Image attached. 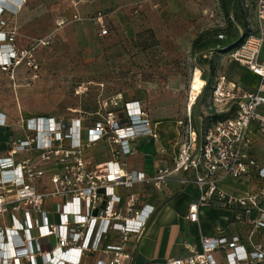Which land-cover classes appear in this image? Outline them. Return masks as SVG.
<instances>
[{"label":"built area","instance_id":"2783aa9c","mask_svg":"<svg viewBox=\"0 0 264 264\" xmlns=\"http://www.w3.org/2000/svg\"><path fill=\"white\" fill-rule=\"evenodd\" d=\"M5 2L8 7L0 5V51L6 48L7 58L3 53L0 67L7 70L25 61L36 70L38 65L30 53L15 48L14 31H3L7 24L4 15L20 10L24 0ZM251 2L254 20L250 33L228 54L232 62L259 78L258 86L243 90L225 75L218 76L211 91L210 109L216 115L230 116L197 131L188 115L184 124L179 123L183 140L172 163L161 161L151 177L126 169V164L118 160L88 169L82 157L85 147L108 139L118 146L112 151L114 158L131 155L134 151L130 142L140 136L155 139L147 111L139 101L125 103L123 113L99 116L90 128L83 127L81 117L68 123L51 117L20 120L16 124L21 128L18 135L11 134L14 125L8 124L5 114L0 113V128L10 129L7 148L0 149V218L10 215V224L0 225V264H20L21 260L35 264L37 255L44 264H81L86 254L96 252L101 254L96 264H121L130 258V239L139 238L154 209L148 205L136 209L137 199L133 195H127L124 207H120L122 198L115 189H131L137 183H146L161 190L180 173L190 174V181L200 191L198 200L188 206L187 219L197 222L200 207L216 206L236 212L235 219L246 218L249 247L246 249L238 237H205L199 250L186 244L187 257L162 264H222L214 256L218 251H223L226 264H264V166L250 154L251 133L264 139V0ZM105 19L103 13L87 20L75 14L70 22L93 23L104 36ZM65 24L59 22L57 27ZM205 86L204 82L192 105ZM226 105L228 109L223 110ZM20 155L26 156L16 160ZM47 165L55 167L49 177L52 191L43 193L39 182L46 175ZM226 176L255 177L262 184L255 193L232 197L219 187V180ZM48 196L69 198L57 204L55 224L49 222L42 208ZM110 232L118 233L117 244H103ZM257 235L261 237L260 243L254 241ZM48 237L56 241L49 251L34 243Z\"/></svg>","mask_w":264,"mask_h":264},{"label":"crops","instance_id":"0c3cea01","mask_svg":"<svg viewBox=\"0 0 264 264\" xmlns=\"http://www.w3.org/2000/svg\"><path fill=\"white\" fill-rule=\"evenodd\" d=\"M141 1L24 0V4L20 10H17L14 14L6 13L4 15L3 19L7 24L3 28V31H14L16 35L14 46L15 48H19L20 46L22 47L20 44L23 41V33L29 32L30 23L37 25L38 29H40L42 28L40 25L46 23L45 21H55L56 24L64 21L67 23L65 27L54 34L56 40L70 42L71 47H75L82 53H85V50L89 52L91 49V52L97 50L100 53H104L103 51L107 50L106 54H113L115 50H120L121 48L119 40L124 41L126 38L134 40L136 39V35L140 34L141 27L135 23L132 24V22L136 19L134 16L139 11V6L137 5ZM97 13L106 15L107 34L104 36L100 35L98 27L93 23L89 22L87 25H82L79 22H70L75 14L80 19L87 20L93 18ZM154 30L157 32V29ZM115 43H118V45L113 46ZM178 44L181 51L187 52V43L179 41ZM228 67L225 66L224 69L216 72L213 76L214 81L218 76L225 75L228 80L236 82L240 89L250 90L258 86L259 78L247 69L232 61ZM115 76L120 77L122 75L116 73ZM123 79H126L125 75H123ZM136 79L137 76L134 73L133 80ZM169 79L175 78L170 76ZM201 79L205 83L208 81V77L205 74ZM102 85L103 89L101 90L103 92L107 90L109 84L103 83ZM117 86L119 87L120 85L117 84ZM112 94L116 96L117 100V103H114L113 107L97 104L92 110L75 116L81 117L83 127H92L93 123L99 120L95 116H101L108 112L123 113V109H121L122 102L119 98H122L123 95H136L134 92L127 93L124 88L112 89ZM210 100L211 93L209 94L202 90L191 109L189 110L186 107L184 115L180 120V118L170 114L171 109L166 104L155 105L148 110L139 99L132 97L127 99L126 103L139 101L147 111L156 138L154 139L150 136L136 138L130 142V147L134 152L131 155L117 158L112 156V151L118 148L116 145H108L107 141H100L94 145H89L85 147L82 153L87 168L93 169L95 166L103 165L108 161L118 160L124 162L128 170L142 172L146 177L153 176L158 163L161 161L168 165L172 163V159L183 140L180 122L185 123L186 117L190 115L193 126L199 131L203 127L207 117L216 115L214 110L210 109ZM224 109H228V105L223 106ZM72 112L79 114L82 111L81 108H74ZM102 112L103 114H101ZM0 113L5 114L7 123L12 125L8 114L1 109ZM0 130L2 134L6 135L8 133L10 135V129L0 128ZM250 136L252 137L250 154L257 159L261 166H264V160L259 156L260 152L264 153V139L257 138L253 133ZM105 143L107 147H105ZM0 149H2L1 146ZM46 168L47 171L55 169L54 165L47 166ZM44 178L39 182V189L43 193H50L52 191L51 185ZM190 179V174L180 173L172 177L168 181L167 187L161 190H157L146 183H137L131 189L121 187L115 189L116 194L122 198L119 204L120 207H124V199L127 195H133L137 199L135 202L136 209H141L145 205L154 209L139 238L137 240L134 238L130 239V242L133 244V248L129 251L130 258L124 260L121 264H162L170 259H182L189 255L185 249L186 244H190L196 250H199L200 241L205 237H226L227 239L238 237L240 243L248 249V225L246 218L235 219L236 212L232 213L227 209L216 206L200 207L197 222L192 223L187 219L189 204L196 202L200 196L199 189ZM261 184L255 177L233 178L226 176L219 180L220 189L232 197H243L250 193H255ZM68 200L69 198L66 197L56 198L48 196L45 198L42 208L47 212L49 222L57 223V204ZM148 209H145V211H148ZM2 223L7 226L10 224L9 214L3 219L0 218V225ZM118 241V233L110 232L108 238L103 240V244H117ZM254 241L260 243L261 237L257 235ZM36 242L41 245L43 251L53 249L56 244L54 237L44 238L34 243ZM214 256L219 263L226 264L223 251L216 252ZM99 259H101L99 252L86 254L82 258L81 264H96ZM20 264L30 263L27 260H21ZM35 264H44L40 255L35 257Z\"/></svg>","mask_w":264,"mask_h":264},{"label":"rangeland","instance_id":"374dc122","mask_svg":"<svg viewBox=\"0 0 264 264\" xmlns=\"http://www.w3.org/2000/svg\"><path fill=\"white\" fill-rule=\"evenodd\" d=\"M137 6L139 11L132 24L142 30L134 40H119L121 48L113 54L91 49L82 53L70 42L56 40L55 32L65 25L57 27L55 21H45L40 29L30 23L29 32L23 33L22 47H16L30 53L37 69L27 66L25 61L7 70L0 67V109L14 125L12 135L21 131L16 126L20 120L51 117L68 123L97 104L113 107L117 100L112 89L123 88L136 95L119 98L121 109L132 97L148 110L166 104L170 114L181 120L195 69L204 70L209 77L225 66L229 68L230 53L219 51L218 42L237 43L254 20L251 0H142ZM179 41L187 43V52L180 50ZM116 73L122 76L117 77ZM170 76L175 79L170 80ZM103 83L109 86L102 92ZM213 83L214 80L209 82V88ZM74 108H81L82 112L73 113ZM8 138L9 134L0 130L2 149L7 148ZM107 142L111 144V140ZM25 156H17L16 160ZM259 156L264 160L263 152ZM51 172H46L45 180L49 181Z\"/></svg>","mask_w":264,"mask_h":264},{"label":"bare ground","instance_id":"6f19581e","mask_svg":"<svg viewBox=\"0 0 264 264\" xmlns=\"http://www.w3.org/2000/svg\"><path fill=\"white\" fill-rule=\"evenodd\" d=\"M0 5L7 6L4 0L0 1ZM11 9L14 10V8H11ZM3 53H4V57L7 58L6 48L3 52L0 51V62L1 63L4 61V58L2 57ZM5 62H8L7 59L5 60ZM200 74H201V71L196 69L194 73L192 74V77L189 83V89H188L189 102L187 104V107L189 110L191 109L193 102L195 101L197 95L199 94L201 87L204 85V81L201 79Z\"/></svg>","mask_w":264,"mask_h":264},{"label":"trees","instance_id":"16d2710c","mask_svg":"<svg viewBox=\"0 0 264 264\" xmlns=\"http://www.w3.org/2000/svg\"><path fill=\"white\" fill-rule=\"evenodd\" d=\"M249 25L247 26L248 30L246 32V35H248L250 33V30H249ZM245 35V36H246ZM244 36V37H245ZM242 37L237 43H234V44H227L223 41H219L218 42V48H219V51H223V52H228L233 49L234 47H236L241 41L242 39L244 38ZM207 60V59H206ZM209 62V61H208ZM200 70V69H199ZM201 71V70H200ZM202 73V76L205 74L204 70L201 71ZM213 74V73H212ZM208 81L206 83V86L204 87L203 91H205L206 93H211L212 91V87L213 85H211V87L209 88V82H211V80H214L213 78V75H208ZM214 84V83H213ZM230 116V113L228 114H221V115H213V116H209L207 117L205 123H204V126H207L208 124L212 123V122H216V121H219V120H222V119H225V118H228Z\"/></svg>","mask_w":264,"mask_h":264}]
</instances>
